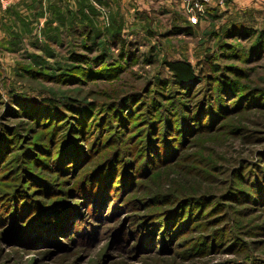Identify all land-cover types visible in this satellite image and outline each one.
<instances>
[{
  "label": "rangeland",
  "instance_id": "1",
  "mask_svg": "<svg viewBox=\"0 0 264 264\" xmlns=\"http://www.w3.org/2000/svg\"><path fill=\"white\" fill-rule=\"evenodd\" d=\"M191 1L37 0L0 31L25 25L0 39V264H264V11ZM174 60L199 78L179 86ZM44 97L80 101L77 136L35 115ZM21 176L70 206L25 228L36 213L5 204Z\"/></svg>",
  "mask_w": 264,
  "mask_h": 264
},
{
  "label": "trees",
  "instance_id": "2",
  "mask_svg": "<svg viewBox=\"0 0 264 264\" xmlns=\"http://www.w3.org/2000/svg\"><path fill=\"white\" fill-rule=\"evenodd\" d=\"M91 29H94V26H91ZM255 33H256V31H251V30H249L247 32V34L249 36H252ZM126 42L127 41H125V40L122 41V45H123L122 48H123V50L121 49V51H123V52H124V50L127 47ZM86 48L89 51H92L93 50V48L88 47V46ZM78 58H79L78 59L79 61L82 60L81 57H78ZM87 61L88 60L85 59V62L86 63H87ZM165 64H166V67L169 69L171 75L173 76L174 80L176 81V83H178L179 86H181V85L184 86L185 84L193 83L195 80H197L199 78L198 75H197V71H196L195 67L190 62L182 61V60H174V61H166ZM217 70H219V67H217ZM126 98H127V95H123V96L118 97V100H120V101L123 100L124 101V100H126ZM0 100H2L1 95H0ZM42 100L44 101L43 107H40V108H35L34 107V109H33V112L35 113V115L37 117L45 118V116H47L49 114L48 115L49 118H47V120H52V119H57V117L55 116V109L58 110V111H61V110L64 111L66 115H65V117L63 119L64 120L63 122H66L68 125L70 124V128H72L74 130L72 133H74V135L77 136L78 131L75 129L76 126H75V123L74 122H76V121L79 120V117L78 116L80 114L77 113V112L75 113L74 111H76V110H74L73 113H70L71 111H69V110H71V109L68 110V107H70V108L71 107H75V104H78L80 101L78 99L69 97L68 102H72L74 104L68 103L67 105L61 106L59 104L60 101L57 98L44 97ZM18 101H19V104L22 103L21 100H18ZM66 106H68V107H66ZM77 108L79 109L80 112H84L83 109L79 108V106H77ZM43 115H45V116H43ZM185 123L186 122H184L183 125H185ZM168 125H170V122L166 118L165 119V122L163 123V129H162L163 131L161 133L162 137L159 136V135L158 136L155 135L153 137L154 140L156 138H158V141L161 142L162 151L160 152V154L162 156H164V157L169 154L168 149L170 147L167 145L168 144V141H166L165 139L161 141L160 138L162 139V138L165 137V135L163 136V132L165 133V131L168 128ZM148 126H150V123L148 124ZM57 128H55V131L57 130ZM182 128H183V126L180 128L183 131L184 129H182ZM150 129L151 128L148 127V131H150ZM68 132L70 133L69 130L65 133L66 136H67L66 138L63 137L62 139H60V144H62L60 146H62V147L64 146L63 147V150L65 149L66 152H69L67 154V156L68 155H72L74 153V145L72 144V139L73 138L68 134ZM165 142H166V144H165ZM117 150H120V149H117ZM116 152H118V151H116ZM111 156L108 157L105 160L98 161L97 163L96 162L93 163L88 168V170H87L88 173L84 176V178H82V180L84 179V181H85L86 178L91 177L99 168L102 167V165L105 166L108 163V161L111 158ZM148 156H146L144 160H148L149 161ZM29 157H31V156H29ZM103 162H104V164H103ZM26 163L27 162H25L23 160H20V164L17 167L19 169L22 168L23 169L22 172L27 171V173H28L29 172V168H27L25 166ZM39 175L41 177H43L44 174H42V173L40 174L39 173ZM21 177H22V179H20V181L17 184L12 185V186L10 185L8 191H6V193H5L6 197L5 198H7L6 200H8V201L5 204H7V206L9 205V207H10L11 204H12L11 201L14 202V203L16 201V204H19L18 205L19 209H17V210H21V216L22 217H24L26 214H29L30 215L32 211L34 212V213L32 212V214H35L36 213L37 216L34 215V217L32 218V220L30 222H28V223H26V221L30 220V218L25 217V220L22 222V224H24L23 226L25 228H27V225L33 224L32 229H36L37 226H41L42 225L39 222H41L40 220H41V218L44 215L51 214V213H55V207H59V206H62V205H65V207H67V206L69 207L70 206L68 204V201L66 199H63V200H55V198L54 199L52 198L54 196L45 194V192L47 193L48 191H49V193L55 192L54 189H49V187H46L45 185L42 186L43 187L42 191L33 192L32 196L27 195L28 194L27 187H29V189H32V187L35 186V185H33V184L31 185L28 181H26L25 179H23V176H21ZM32 178H33V175H32V177L30 176V179H32ZM87 181H88V179H87ZM88 183H89V185H88L89 187H91V185L93 184V183H90V182H88ZM44 187H45V189H44ZM86 193H87V191L84 190V194H86ZM78 195H82V194L81 193H78ZM17 198L19 199V201L16 200ZM29 199L30 200H33V202H34V210H33V208H31L32 207V204H30V202H28ZM28 204H30V205H28ZM13 216H14V214L13 215L12 214H9L8 215V218L13 219ZM14 217H15V219H17L19 221V219H18L19 215H16ZM35 221H36V223H35ZM56 230H57V228H56Z\"/></svg>",
  "mask_w": 264,
  "mask_h": 264
},
{
  "label": "crops",
  "instance_id": "3",
  "mask_svg": "<svg viewBox=\"0 0 264 264\" xmlns=\"http://www.w3.org/2000/svg\"><path fill=\"white\" fill-rule=\"evenodd\" d=\"M67 1L71 2L70 3L71 8H72V6L76 5L75 0H67ZM107 1L108 2L109 1L115 2V0H107ZM251 1L254 2V6L257 9L264 11L263 8L257 3V0H234V6L238 7L240 10H244L247 7L246 4H248L246 2H251ZM80 2L86 3V0H80ZM88 2L89 3L87 5H90L91 0H88ZM36 3H37V0H19L18 2L13 3L10 10H8V11H4V8H2L0 5V31L5 30L6 25L9 22H15V19H16L15 17H19L21 19L23 18V21H28V20H31L32 18H34L35 14H36V13H34V12H36L35 11L36 6H34L32 9H29L28 11L25 10V6H28V8H29V4L35 5ZM36 5H38V3ZM238 8H237V10H238ZM29 11H33V12L31 13ZM21 27H25V25L24 24L21 26L18 25L17 28H15V27L13 28L11 25H9L8 29H10V31L5 32V33H0V39L8 38V37L12 36V35H8V33H12L13 31L16 32L17 29L21 28ZM27 29H28V27H27ZM29 32H30V30H26L22 34L25 35V37H29Z\"/></svg>",
  "mask_w": 264,
  "mask_h": 264
},
{
  "label": "built area",
  "instance_id": "4",
  "mask_svg": "<svg viewBox=\"0 0 264 264\" xmlns=\"http://www.w3.org/2000/svg\"><path fill=\"white\" fill-rule=\"evenodd\" d=\"M1 2H2V4L4 5V6H7V5H9L13 0H0ZM209 0H193V1H191V2H193L194 4H193V7H192V9H191V13H193L194 15H196L197 14V11H199V12H202L203 10H202V8H203V6H204V3L205 2H208ZM257 3L263 8V10H264V0H257ZM195 18V17H194ZM193 18V19H194ZM196 19V18H195ZM194 19V20H195Z\"/></svg>",
  "mask_w": 264,
  "mask_h": 264
}]
</instances>
